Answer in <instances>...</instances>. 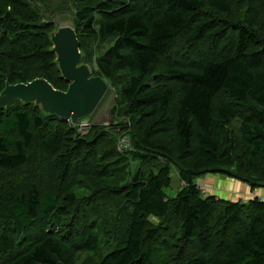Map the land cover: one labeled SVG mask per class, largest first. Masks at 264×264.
I'll use <instances>...</instances> for the list:
<instances>
[{
    "label": "trees",
    "instance_id": "16d2710c",
    "mask_svg": "<svg viewBox=\"0 0 264 264\" xmlns=\"http://www.w3.org/2000/svg\"><path fill=\"white\" fill-rule=\"evenodd\" d=\"M64 1L84 64L107 43L89 68L128 125L79 133L32 104L0 110V264H264V200L195 182L264 188V0ZM31 2L0 0V92L65 91Z\"/></svg>",
    "mask_w": 264,
    "mask_h": 264
},
{
    "label": "water",
    "instance_id": "95a60500",
    "mask_svg": "<svg viewBox=\"0 0 264 264\" xmlns=\"http://www.w3.org/2000/svg\"><path fill=\"white\" fill-rule=\"evenodd\" d=\"M50 52L61 79L68 83L65 91L54 89L37 78L27 83L6 84L0 92V110L15 102L38 107L44 116H56L78 127L79 121L91 117L109 92L107 82L94 76L87 64L72 26H54L49 35Z\"/></svg>",
    "mask_w": 264,
    "mask_h": 264
},
{
    "label": "rangeland",
    "instance_id": "374dc122",
    "mask_svg": "<svg viewBox=\"0 0 264 264\" xmlns=\"http://www.w3.org/2000/svg\"><path fill=\"white\" fill-rule=\"evenodd\" d=\"M31 4L39 11L44 22H51L54 26H72V20L74 17L75 6L72 2L64 0H44L39 2L38 0H32ZM97 50L94 55L96 57L102 49L107 47L105 44H96L91 42V49ZM94 57L91 58V66L94 69L93 62ZM108 84V83H107ZM109 86V92L103 102L100 104L96 112L89 118H85L79 121L78 131L79 133L88 132L90 128L94 126H112L115 124L125 122L124 127L128 125V121L125 118L116 116L120 110V102L117 98L116 90ZM239 122L233 123L234 131H237ZM117 144V150L122 152L130 147L128 145L127 136L121 137ZM136 166V162H133L132 168ZM172 177V186L167 190V193L174 196L180 189L181 183L178 179L177 173L174 172ZM195 182L198 184L200 190H203L204 195L212 194L215 197L221 199H231L246 201L251 198H259L264 200V188L252 187L249 183L242 180L232 178L224 173H208L198 177ZM152 223H156L153 219H150ZM83 255L80 256L82 260Z\"/></svg>",
    "mask_w": 264,
    "mask_h": 264
},
{
    "label": "built area",
    "instance_id": "2783aa9c",
    "mask_svg": "<svg viewBox=\"0 0 264 264\" xmlns=\"http://www.w3.org/2000/svg\"><path fill=\"white\" fill-rule=\"evenodd\" d=\"M201 193L204 194L203 190H201Z\"/></svg>",
    "mask_w": 264,
    "mask_h": 264
}]
</instances>
